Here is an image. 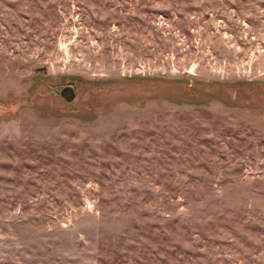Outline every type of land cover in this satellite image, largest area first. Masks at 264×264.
Here are the masks:
<instances>
[{
	"label": "rangeland",
	"instance_id": "obj_1",
	"mask_svg": "<svg viewBox=\"0 0 264 264\" xmlns=\"http://www.w3.org/2000/svg\"><path fill=\"white\" fill-rule=\"evenodd\" d=\"M0 264H264V0H0Z\"/></svg>",
	"mask_w": 264,
	"mask_h": 264
},
{
	"label": "water",
	"instance_id": "obj_2",
	"mask_svg": "<svg viewBox=\"0 0 264 264\" xmlns=\"http://www.w3.org/2000/svg\"><path fill=\"white\" fill-rule=\"evenodd\" d=\"M74 95V89L71 86L63 87L59 91V96L66 102L73 100Z\"/></svg>",
	"mask_w": 264,
	"mask_h": 264
}]
</instances>
